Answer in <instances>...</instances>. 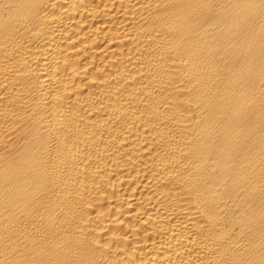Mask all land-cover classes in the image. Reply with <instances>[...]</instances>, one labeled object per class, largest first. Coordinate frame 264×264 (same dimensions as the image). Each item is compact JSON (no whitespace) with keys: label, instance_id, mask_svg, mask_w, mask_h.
I'll list each match as a JSON object with an SVG mask.
<instances>
[{"label":"bare ground","instance_id":"obj_1","mask_svg":"<svg viewBox=\"0 0 264 264\" xmlns=\"http://www.w3.org/2000/svg\"><path fill=\"white\" fill-rule=\"evenodd\" d=\"M0 264H264V0H0Z\"/></svg>","mask_w":264,"mask_h":264}]
</instances>
